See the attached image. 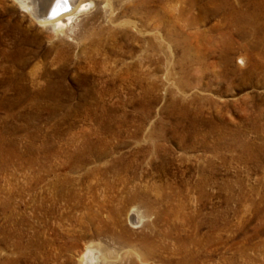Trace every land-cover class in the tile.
<instances>
[{"label":"rangeland","instance_id":"1","mask_svg":"<svg viewBox=\"0 0 264 264\" xmlns=\"http://www.w3.org/2000/svg\"><path fill=\"white\" fill-rule=\"evenodd\" d=\"M87 1L0 0V264H264V0Z\"/></svg>","mask_w":264,"mask_h":264},{"label":"bare ground","instance_id":"2","mask_svg":"<svg viewBox=\"0 0 264 264\" xmlns=\"http://www.w3.org/2000/svg\"><path fill=\"white\" fill-rule=\"evenodd\" d=\"M21 10L28 14L31 18H33L34 21H36L39 25L43 26V27H49V29L51 28L55 33H59L62 32L65 24L64 22L67 21H71L74 16L79 13L82 12L84 10V8L86 7V5L81 4L83 2V0H15ZM85 1V0H84ZM87 1V0H86ZM118 1V0H117ZM147 0H135V5L136 8L138 10V8L142 9L143 6H145L144 4H146ZM253 1V0H252ZM124 2V1H123ZM122 2V3H123ZM86 3V2H85ZM87 5L91 4V0L90 2L87 1ZM93 3V2H92ZM188 3L191 5V7L193 5H196L198 3V0H188ZM249 3H251V1H249ZM255 3V2H254ZM130 4V3H129ZM134 4V3H133ZM156 4V3H155ZM208 6L209 4L213 5L214 7L212 8L213 11H216V13H218L217 11L221 12H225L227 11L226 17L225 19L228 21L226 22L228 28L230 27L231 29L235 30V32L238 33V35L240 36V32L245 31V29H254L257 25L256 24V20L258 17L256 13L253 14H248L245 12H240V8H236L233 7L229 0H208L207 2ZM253 4V3H252ZM256 4V3H255ZM95 5V4H94ZM254 5V4H253ZM125 9V8H124ZM139 9V11H140ZM132 10V9H131ZM136 10V9H135ZM134 10V11H135ZM144 10V9H142ZM145 10H147L145 8ZM133 11V10H132ZM138 12V11H136ZM141 12V11H140ZM146 12V11H145ZM149 12V11H148ZM151 12V11H150ZM155 11H153L152 15H156L154 13ZM135 13V12H134ZM144 13V12H143ZM140 14V13H138ZM147 14V13H146ZM183 15V14H182ZM142 16V14H141ZM144 16V15H143ZM181 16V14H180ZM225 16V15H224ZM116 18V17H115ZM140 18V16H139ZM143 18V17H142ZM140 20H142L140 18ZM64 21V22H63ZM73 21V20H72ZM66 23V22H65ZM72 23V22H71ZM67 24V23H66ZM125 24V23H124ZM121 25V24H120ZM161 25V24H160ZM188 27V26H187ZM241 28V31H240ZM158 29V28H157ZM65 30V29H64ZM112 31V30H111ZM125 32V31H124ZM158 32V31H157ZM162 32H164V36H162V38L164 37L165 40L172 42L173 48L176 50L177 47V42L175 40V36H179V34L177 33L176 29H163ZM116 33V32H115ZM244 33V32H243ZM255 33V31H254ZM162 34V33H161ZM129 35V34H128ZM230 33H219L218 34V41L219 43L225 41L226 42H231V38H230ZM82 39V38H81ZM86 39V38H85ZM223 45H220V48H222ZM224 51V50H223ZM184 52H186V50L184 49ZM221 52V51H220ZM222 53V52H221ZM226 55L225 54H221L220 57H222L223 59V64L224 61L226 60ZM192 62V61H191ZM189 62V63H191ZM238 63L242 64V61L239 59ZM198 64L201 65V60L198 59ZM220 66V65H219ZM227 66V61H225V65L221 66L222 68H225ZM210 67H214L213 64L210 65ZM222 70H226V69H222ZM222 75V74H221ZM224 75V74H223ZM225 76V75H224ZM218 77V76H217ZM220 77V76H219ZM224 78V77H223ZM46 88V87H45ZM59 88V87H58ZM66 88V87H65ZM48 89V88H47ZM21 91V90H20ZM44 91V90H43ZM67 93V92H66ZM23 94V93H22ZM28 94V93H27ZM26 94V95H27ZM30 94V93H29ZM35 95V94H34ZM49 95V94H48ZM55 95V94H54ZM53 95V96H54ZM29 96V95H28ZM56 96V95H55ZM40 97V96H39ZM35 98V97H34ZM38 98V97H37ZM57 98V97H56ZM55 99V98H54ZM62 100V99H61ZM33 101V100H32ZM44 101V100H43ZM50 101V100H49ZM8 102V101H7ZM62 102V101H61ZM64 102V101H63ZM39 103V102H38ZM41 103V102H40ZM58 102H56L57 104ZM36 104V103H35ZM54 104V103H53ZM55 104V105H56ZM162 135L160 136V138L162 139ZM87 142V141H86ZM154 146H156V144H154ZM76 149V148H75ZM105 149V148H104ZM83 152V151H82ZM85 152V150H84ZM88 153V152H87ZM104 153V150H103ZM98 158L102 157V152H96L95 153ZM89 155V154H88ZM86 158V157H85ZM84 159V158H83ZM74 169V168H73ZM69 180H66V182ZM68 184V183H67ZM58 188V187H57ZM64 190V189H63ZM65 194L70 195V192L68 191H63ZM138 194H133L131 195V197H127L129 200L130 199H134L136 198ZM71 196V195H70ZM65 197V196H64ZM66 198V197H65ZM147 198V197H146ZM157 199V198H156ZM150 202V201H149ZM134 214V213H133ZM131 216V215H130ZM129 216V217H130ZM138 216V220L136 219ZM141 217V216H140ZM137 222L140 220L139 219V215H133L132 216V221H136ZM131 222V221H130ZM147 239V238H146ZM145 239V240H146ZM146 243V242H145ZM95 249V248H94ZM97 249V248H96ZM89 251H92V248L88 249ZM98 250V249H97ZM154 249L149 247H146L145 249V254L146 256H152L154 255V253H152L151 251H153ZM98 258V257H97ZM100 258H102L100 256ZM93 259L95 258L94 253L91 252V255H83L82 257V264H85L86 261H89L90 264H94ZM100 260V259H99ZM98 261V260H97ZM102 261V260H101ZM100 261V262H101ZM98 263V262H97ZM175 264H178L175 263Z\"/></svg>","mask_w":264,"mask_h":264}]
</instances>
